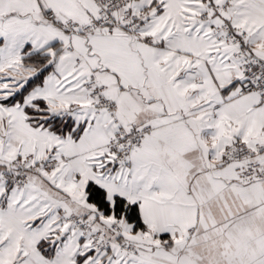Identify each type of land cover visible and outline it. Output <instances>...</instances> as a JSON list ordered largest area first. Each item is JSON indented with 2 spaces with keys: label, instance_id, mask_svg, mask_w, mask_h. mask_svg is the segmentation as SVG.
<instances>
[{
  "label": "snow or ice",
  "instance_id": "6c2138e0",
  "mask_svg": "<svg viewBox=\"0 0 264 264\" xmlns=\"http://www.w3.org/2000/svg\"><path fill=\"white\" fill-rule=\"evenodd\" d=\"M0 264H264V0H0Z\"/></svg>",
  "mask_w": 264,
  "mask_h": 264
}]
</instances>
